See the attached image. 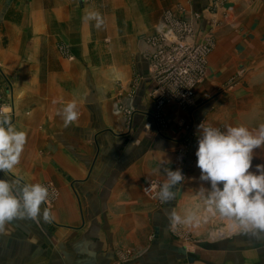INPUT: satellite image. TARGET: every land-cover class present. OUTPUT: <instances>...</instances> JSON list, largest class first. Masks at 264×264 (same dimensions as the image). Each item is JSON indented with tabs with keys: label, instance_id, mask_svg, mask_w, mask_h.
Here are the masks:
<instances>
[{
	"label": "rangeland",
	"instance_id": "1",
	"mask_svg": "<svg viewBox=\"0 0 264 264\" xmlns=\"http://www.w3.org/2000/svg\"><path fill=\"white\" fill-rule=\"evenodd\" d=\"M176 1L0 0V93L6 100V114L12 118L16 128L20 130L21 112L23 120H32L30 110L33 106L48 110L51 103L53 109L62 108L73 100L77 104L81 98L87 100L89 97L91 100L100 92L109 100H106L105 107L118 117L124 116L126 123L132 121L131 118L137 114L134 103L139 81L136 73L146 71L148 63L151 76L150 58L160 48V38L167 29L183 40L182 43L202 45L207 49L206 75L195 91L198 101L195 106L183 108L185 112L192 111V115L210 108L211 114L216 117L211 125L221 130L226 125H244L251 130L264 123L263 64L255 69L244 65L245 69H237L233 75H229L231 70H215L218 82L212 78L215 77L214 70L209 69L210 59L220 42L216 43L215 38L225 35V26L231 28L234 23L235 27L238 24L224 15L223 0H210L196 10L192 6L175 4ZM86 11L101 14L104 20L101 28L95 26L94 20L83 19ZM177 11H184L185 16L175 15ZM215 16L218 19L214 21ZM151 81L153 92L155 84ZM199 98L203 103L201 105ZM39 126L38 129L42 130L46 126L45 121L40 120ZM197 126L194 123L177 126L179 144L186 141L185 135L194 139L198 133ZM24 128L33 130L32 121L25 123ZM184 152L185 148L180 149L179 146L178 158L184 157ZM30 153L33 154L34 150L24 147L14 174L22 177L24 182L50 185L56 190L58 195L50 197L45 205L54 214V219L50 222L14 220L7 224L5 232L0 234V264H71L64 261V247L60 251L58 244L67 238L69 245L85 233L84 229L70 221L78 216L85 218L86 215L73 213L70 193L62 188L65 182L53 181L50 171L42 170L38 164L45 159H35V166L28 165L32 161ZM193 162H197V157ZM257 164H264V147L254 150L250 171L255 172ZM23 166L33 169V173L24 171ZM185 175L183 188L203 187L200 183L194 185L190 172ZM0 178H6L3 172H0ZM153 181L161 184L160 181ZM149 183L142 191L146 205H162L158 198L144 191ZM207 187H210L209 182L204 183V188ZM199 199L196 196L186 197L180 200V205L192 207L201 203ZM80 200L78 196L77 203ZM66 208L70 213L64 212ZM74 209L80 211L81 208L78 205ZM182 209L179 210L180 215L184 216L188 209ZM204 210L200 208L201 222L198 227L178 226L175 231L172 228L163 230L161 239L170 234L175 240L185 243L189 253H194L197 248L203 247V243H210L208 239L212 238L215 241L211 243H216L218 249L214 259H211L215 260L213 264H264V240L235 233L227 220L219 215L202 214ZM210 221L214 226L209 228L205 223ZM154 232L148 227L138 230L137 236L139 239L154 240ZM118 257L125 261L121 264H127L135 254L125 248Z\"/></svg>",
	"mask_w": 264,
	"mask_h": 264
},
{
	"label": "crops",
	"instance_id": "2",
	"mask_svg": "<svg viewBox=\"0 0 264 264\" xmlns=\"http://www.w3.org/2000/svg\"><path fill=\"white\" fill-rule=\"evenodd\" d=\"M176 2L175 4L192 6L196 10V7L209 3L210 0ZM223 3L226 9L224 15L238 24L235 27L234 23L231 28L225 26V35L215 38L216 43L218 40L220 42L210 59L209 69L214 70L215 77L212 78L217 82L219 80L215 70H231L229 75H233L237 69H245L244 65L253 66L254 69L260 64L264 65V0H223ZM189 13L193 12L189 10ZM175 15L185 16V12L179 11ZM218 16L213 17L214 21ZM217 63L222 65H216ZM148 67L147 63L146 71L136 73L139 81L134 103L137 114L128 123L124 116L118 117L104 106L107 97L101 95V92L92 94L91 100L89 97L87 100L81 98L77 104L79 119L73 123L76 126L71 124L66 127L63 119L56 114L61 108L53 109L51 103L48 110L35 109L33 106L30 110L32 120H23L21 112L20 130L27 133L24 147L34 150L33 154L30 153V158L28 155L32 159L28 165L35 166V159H45L46 161L38 164L42 170L50 171L53 181L65 182L62 188L70 193L73 213L86 215L85 218L78 216L76 220L70 221L74 226L84 229L85 233L72 240L69 245L67 238L58 244L60 251L64 247L62 255L66 262L121 264L125 261H121L118 254L125 248L135 254L127 264L215 262L211 259H214L218 249L216 243H211L215 241L212 238L208 239L210 243H203V249L197 248L194 253H189L186 244L175 240L170 234L161 239L162 231L171 229L169 216L172 212L180 215L179 210L182 208L188 211L205 209L204 196L199 191L201 186H196L195 189H192L193 186L183 188L184 181L173 189L176 193L173 201L155 207L146 205L142 191L150 181L162 183L165 180V167L180 169L184 175L190 172L194 185L200 183L204 187L207 182L200 180L201 170L197 167V162H193L200 133L194 139L185 135L186 141L181 145L177 126L190 123L199 125L203 122L211 125L216 117L211 114L210 108L191 115L192 111L185 112V109L174 104L166 105L158 111L150 95L154 85ZM197 101L195 95L194 106ZM199 101L200 105L203 104L200 98ZM40 120L46 123L42 130L38 129ZM30 121L34 131L24 128L25 123ZM179 146L180 149L185 148L184 157L177 156ZM24 167V171L33 173V169ZM206 189L210 190V187ZM78 196L81 200L77 203ZM195 196L201 198V203L192 207L180 205L183 198ZM78 205L80 211L74 209ZM64 212L68 214L70 210L66 208ZM202 214L209 213L204 210ZM205 225L210 228L214 223L210 221ZM148 227L155 231L154 240L139 239L137 231Z\"/></svg>",
	"mask_w": 264,
	"mask_h": 264
},
{
	"label": "clouds",
	"instance_id": "3",
	"mask_svg": "<svg viewBox=\"0 0 264 264\" xmlns=\"http://www.w3.org/2000/svg\"><path fill=\"white\" fill-rule=\"evenodd\" d=\"M83 19L94 20L101 28L104 20L98 11H86ZM67 127L79 119L75 100L67 102L57 110ZM196 151L197 167L201 170L200 180L210 183V190L201 187L205 211L219 215L229 222L231 230L238 234L264 240V164L252 168L255 149L264 147V123L256 129L244 125H226L224 130L201 123ZM27 143V133L18 130L12 118L0 112V234L14 220L50 222L54 214L46 207L50 197L58 195L50 185L24 182L14 174ZM165 180L158 185L153 198L162 203L175 199L177 185L185 181L180 169H163ZM222 184V187H221ZM51 188V191H50ZM172 230L178 226L198 227L201 216L197 210H189L184 216L172 212L169 216Z\"/></svg>",
	"mask_w": 264,
	"mask_h": 264
},
{
	"label": "built area",
	"instance_id": "4",
	"mask_svg": "<svg viewBox=\"0 0 264 264\" xmlns=\"http://www.w3.org/2000/svg\"><path fill=\"white\" fill-rule=\"evenodd\" d=\"M164 32L160 48L150 58V78L155 84L151 96L156 100L158 111L170 104L191 107L196 88L206 75L207 49L202 45L182 43L183 40L176 38L168 29ZM6 106L5 97L0 93V112L6 113ZM148 185L144 191L154 197L159 183L152 181Z\"/></svg>",
	"mask_w": 264,
	"mask_h": 264
},
{
	"label": "bare ground",
	"instance_id": "5",
	"mask_svg": "<svg viewBox=\"0 0 264 264\" xmlns=\"http://www.w3.org/2000/svg\"><path fill=\"white\" fill-rule=\"evenodd\" d=\"M230 233V232H229Z\"/></svg>",
	"mask_w": 264,
	"mask_h": 264
}]
</instances>
